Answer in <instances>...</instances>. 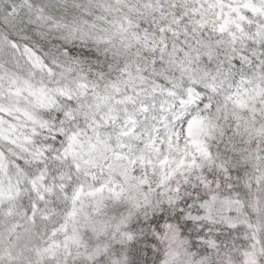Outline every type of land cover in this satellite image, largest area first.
<instances>
[{"label":"snow or ice","instance_id":"obj_1","mask_svg":"<svg viewBox=\"0 0 264 264\" xmlns=\"http://www.w3.org/2000/svg\"><path fill=\"white\" fill-rule=\"evenodd\" d=\"M0 264H264V0H0Z\"/></svg>","mask_w":264,"mask_h":264}]
</instances>
